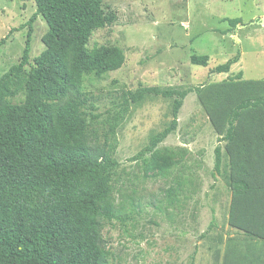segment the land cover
<instances>
[{
    "label": "rangeland",
    "instance_id": "obj_1",
    "mask_svg": "<svg viewBox=\"0 0 264 264\" xmlns=\"http://www.w3.org/2000/svg\"><path fill=\"white\" fill-rule=\"evenodd\" d=\"M104 5L117 20L96 30L88 46H117L125 62L102 77L87 76L85 90L97 97L88 110L97 117L88 121L101 140L108 119L118 118L111 200L124 219L104 224L110 264H264V150L256 142L264 106L241 111L227 136L236 105L264 97V0ZM36 12L35 0H0V41L7 37L0 77L21 62L29 34L28 70L45 49L48 25ZM233 18L240 22L231 24ZM193 54L209 55L208 65L192 64ZM236 55L229 72L214 70ZM146 87L191 91L177 129L152 149V137L173 119L176 96L147 93L127 105L125 92Z\"/></svg>",
    "mask_w": 264,
    "mask_h": 264
},
{
    "label": "trees",
    "instance_id": "obj_2",
    "mask_svg": "<svg viewBox=\"0 0 264 264\" xmlns=\"http://www.w3.org/2000/svg\"><path fill=\"white\" fill-rule=\"evenodd\" d=\"M35 2L36 15L48 25L42 36L45 49L28 70L29 34L21 62L0 77V264H110L104 224L124 219L122 209L111 200L118 118L108 119L109 129L101 140L88 121L89 115L97 117L88 111L97 97L85 90V79L102 77L125 62L117 46H88L96 30L116 22L117 13L105 7L104 0ZM239 58L236 55L214 70L227 73ZM209 59L207 54H193L190 61L206 66ZM189 92L146 87L124 93L127 105L147 93L176 96L173 119L152 137L150 149L177 129ZM260 106L264 97L238 103L228 138L241 111ZM256 142L258 150H264V131ZM221 164L218 146L216 170Z\"/></svg>",
    "mask_w": 264,
    "mask_h": 264
}]
</instances>
